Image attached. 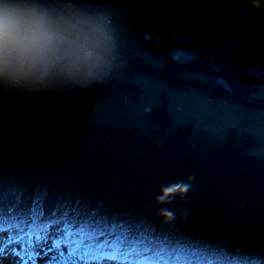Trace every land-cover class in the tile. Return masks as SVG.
<instances>
[{
    "label": "trees",
    "instance_id": "obj_1",
    "mask_svg": "<svg viewBox=\"0 0 264 264\" xmlns=\"http://www.w3.org/2000/svg\"><path fill=\"white\" fill-rule=\"evenodd\" d=\"M130 4L167 19L156 30L142 26L138 18L116 16L121 41L133 47H156L164 53L174 48L202 51L207 42L220 40L228 15L232 28L221 37L233 42L264 38V0H131ZM145 31L159 32L160 45L144 40ZM237 49L229 51V76L246 87L259 85L262 81L242 68V60L253 55ZM167 81L201 84L180 73ZM210 86L211 92L222 93ZM113 87L105 80L60 94L0 99V236L5 245L25 241L34 262L45 245L50 247L45 264H105L119 257L110 245L88 256L77 252L75 242L82 233H113L135 221L154 229L158 237H169V242L155 250L130 245L119 257L122 264L150 259L167 264L177 257L184 264H264V159L249 154L261 141L233 127L222 137L209 136L194 120L176 122L166 104L158 103L152 113H145V129L107 127L116 137L108 144L100 139L91 148L87 141L97 133L92 110ZM181 182L189 185L183 197L175 195L164 205L154 202L161 186ZM42 195L55 200L54 210L33 220L34 204ZM160 207L173 210L176 218L165 223L156 214ZM137 231L140 228L129 233V240ZM100 239L104 243V237Z\"/></svg>",
    "mask_w": 264,
    "mask_h": 264
},
{
    "label": "clouds",
    "instance_id": "obj_2",
    "mask_svg": "<svg viewBox=\"0 0 264 264\" xmlns=\"http://www.w3.org/2000/svg\"><path fill=\"white\" fill-rule=\"evenodd\" d=\"M120 46L117 17L98 0H0V99L102 83L117 70ZM188 189L187 183L161 186L154 202L171 203ZM156 214L165 223L176 218L165 207Z\"/></svg>",
    "mask_w": 264,
    "mask_h": 264
},
{
    "label": "rangeland",
    "instance_id": "obj_3",
    "mask_svg": "<svg viewBox=\"0 0 264 264\" xmlns=\"http://www.w3.org/2000/svg\"><path fill=\"white\" fill-rule=\"evenodd\" d=\"M98 2L109 7L114 12V14L118 17L129 15L130 20L132 21L138 18L142 26H146V27L149 26L150 29L158 30L160 28H163L167 22V19L163 15L161 16L155 13L140 12L139 10H136V8L133 9L132 8L133 6L130 3H128L127 0H98ZM230 28H232V16L228 15L226 16L225 21H224L223 32L228 31ZM223 32L220 34V40L216 38L213 41V43L212 41L207 42V43L205 42L207 45H205L204 50L202 51L195 50V49H191V50L201 53L204 57L209 56V54L212 55V53H215L217 49H219V52H220L221 47L224 51H227V52L231 51L230 49L225 48L222 44L223 41H230L229 39H225L221 37L223 35ZM144 33H146V31ZM151 34L154 37L158 35L160 39L155 40L154 37L153 39H150V40H147L144 37L143 39L146 41L153 40L154 42H156V45L157 44L160 45L161 34L159 32L151 33ZM241 39H245V38H241ZM247 39L250 44L258 43L259 45L260 43V39L257 36H251ZM121 45H122L120 46L121 49L125 50L131 55L134 54L140 57L148 65L154 66L157 68L165 67L166 63L169 64L168 68L173 67V66L185 65L188 63L200 64L199 61L194 60L192 58L185 59V60L183 59L174 60V58L172 57L173 53H175L178 49H183V48H174L170 50V52L164 53L163 51L159 50L156 47H147V48H151L150 51H148L142 48L141 50H137L133 46L124 44L123 41H121ZM239 47L240 46H238V49ZM240 48L249 50V48L246 46L240 47ZM158 52L160 54H158ZM254 52L256 51H249V53L252 54L253 56H250V57L248 56L244 60H242L243 62L242 68L245 69L246 63H249V62H252V63L264 62V56L259 58L256 56V54L258 55L260 52L259 51H257V53H254ZM226 57L227 58L221 57L226 63V66L221 67L218 73H224V74L230 75V73L232 72V68H231L232 64L229 61V55ZM120 60L121 59L118 58L117 63L120 62ZM224 62L222 61V64H224ZM121 64L125 65V70L129 71L130 73L120 72L118 76L116 77V79L113 80V84H116V85H113L114 86L113 88H115L114 91L111 92V94L108 96L99 97L96 100V103L92 110L91 121H92L93 126L97 127V133L94 136V138H91L87 141L88 146L91 148H95L96 145L99 143L100 139H102V141L108 144L109 141L111 142L112 139L116 137L113 131L106 129L107 127L118 128L119 126L131 125V126H137V127H141L145 129L147 127V121H146L147 115L145 114V107L147 104H149V102L165 103L169 112L171 114L173 112V117L174 119H176L174 116V112L176 111L175 109L176 103L183 105L181 113L183 112L187 113L191 111L189 102L187 103L186 101L187 97L195 103L194 105L195 111L209 110V108L213 104H218L216 97L219 95H223L224 93H225L224 95L225 99H227L229 96L231 97L229 93L221 89L215 82L214 83L210 82L208 78H206L201 73L195 70H187V71H182L179 73L185 77H191L201 82H204L203 90L201 91L198 89L190 88V87L183 88V87L173 86L168 83H164L163 81L159 80L160 77L151 76V75L142 73L136 70L135 68L131 67L129 64L125 63L124 61ZM131 71L134 72L133 75H131ZM212 71L217 72V69L213 68ZM110 78L111 77L107 78L106 80H109ZM233 78L236 84L239 85V83L237 82L238 79L235 76H233ZM131 80H136V82H138L140 86L138 95L133 93L132 87L129 84ZM210 84H213L218 89H221L222 93L212 92V94L216 95V97H213V95L210 94L211 90H209L211 89ZM118 85H119V90L117 91ZM241 89L247 94L252 93V95H260L264 97V94H261L259 90L253 91L252 89L248 87H244V86L243 87L241 86ZM167 95L169 96L167 97ZM126 100L133 104H128ZM260 100H264V99H260ZM236 102L241 103L238 100ZM222 105H226V104H222ZM242 105L243 107L235 108V109H238V113L245 112L247 110L249 111L254 110L255 112H261L262 114H264V109L256 110L244 103H242ZM219 106L222 107L221 105ZM228 106L233 108L231 105H228ZM222 108H224L226 111L229 109L228 107H222ZM177 122L179 121L177 120ZM254 148L256 149L257 155H260L261 152H264V142H262L261 145H258ZM39 202L41 203L39 207L42 208L43 212L36 214L35 212L36 206L37 204H39ZM55 203H56L55 200L49 197L44 198L43 195L40 196L38 199V203L34 205L33 207V210L31 213L32 219L38 220L41 217V215L45 213H51L54 210ZM2 242H3V238L2 236H0V264H18V260H23L25 264H45L50 259V247L49 246H45V245L41 246V249L38 251L36 255L37 261L34 262L33 261L34 259H31V256L29 254V247L27 246L25 241H21L19 243H16L15 245L11 243L9 246L5 245L6 241H4L3 243ZM2 247H4V249ZM119 257L121 256L119 255ZM119 257H117L114 261H108L105 264H122L121 263L122 259Z\"/></svg>",
    "mask_w": 264,
    "mask_h": 264
},
{
    "label": "snow or ice",
    "instance_id": "obj_4",
    "mask_svg": "<svg viewBox=\"0 0 264 264\" xmlns=\"http://www.w3.org/2000/svg\"><path fill=\"white\" fill-rule=\"evenodd\" d=\"M128 3H131V0H127ZM145 39H151L149 33H145ZM223 46L228 49H232L234 47H248L249 51H259L264 54V38H260L259 45H252L249 43L248 39H241L238 42L232 41H223ZM245 70H247L250 74L254 75L257 79L262 81L261 84H253L252 90H259L261 94H264V62L261 63H246ZM220 83L225 84L226 82L221 81ZM230 90V89H229ZM145 111H151V107L147 106ZM250 155L254 158L257 156V152L255 148L250 149ZM259 158L264 159V152L260 153ZM182 183V182H181ZM140 228V231L136 232V235L133 239L129 240V233L135 231L136 228ZM100 237H104V243H101ZM191 239V238H188ZM169 242V237L167 236H157L155 234L154 229L150 227L145 229L141 222L133 221L127 228H118L114 230L113 233H93L87 234L82 233L81 239L76 241L77 244V252H81L88 256L101 253L107 248L109 245L111 246L112 252L119 256L123 254L125 248L131 247L140 249V250H155L158 245L166 244ZM238 251V250H237ZM130 254H135L130 252ZM18 264H25L23 260H18ZM142 264H164L163 261H155L149 260L146 262H142ZM167 264H184L181 258L177 257L175 259H169ZM230 264V262H228ZM244 264H261L260 261H245Z\"/></svg>",
    "mask_w": 264,
    "mask_h": 264
},
{
    "label": "crops",
    "instance_id": "obj_5",
    "mask_svg": "<svg viewBox=\"0 0 264 264\" xmlns=\"http://www.w3.org/2000/svg\"><path fill=\"white\" fill-rule=\"evenodd\" d=\"M117 70L110 76L109 79L110 83L113 84V80L116 79L120 72L130 73L129 71L125 70V65L118 62ZM134 72L131 71V75ZM129 84L133 86L140 87L136 80H131ZM119 90V85L117 87V91ZM169 95H167L168 97ZM252 97L257 99H264V97L260 95H252ZM187 103L189 102V106L191 108L190 112H183L182 108L183 105L177 109L175 106L176 111L174 112L175 121L179 122H187L189 120H194L196 126L206 131L209 136H218L222 137L226 133L229 128H237L239 133H249L256 138H258L262 142H264V114L261 112L253 111H245L239 112L238 109H233L228 105H221V104H213L209 110L202 111L197 110L195 111L194 105L195 103L187 97ZM177 104V103H176ZM228 107L229 109L226 111L224 108L220 107ZM220 107V108H219ZM168 110V109H167ZM169 111V110H168ZM170 113V112H169ZM173 116V112H172ZM247 129V131H245Z\"/></svg>",
    "mask_w": 264,
    "mask_h": 264
},
{
    "label": "water",
    "instance_id": "obj_6",
    "mask_svg": "<svg viewBox=\"0 0 264 264\" xmlns=\"http://www.w3.org/2000/svg\"><path fill=\"white\" fill-rule=\"evenodd\" d=\"M118 58H120L122 61H124L125 63L129 64L131 67L135 68L136 70L142 73H145L151 76H157L160 78L167 77L169 75L176 74L182 71H187V70L199 71L202 74H204L206 78L214 81L221 89L229 93L231 97H233L234 99L256 110L264 109V100L255 99L244 93L239 92L236 88L237 86L231 81L229 76H227L224 73L214 72L201 64L188 63L185 65L173 66L169 68L168 67L157 68V67L148 65L140 57L134 54L131 55L121 48H120ZM221 81L226 82L227 87L225 86V84L220 83Z\"/></svg>",
    "mask_w": 264,
    "mask_h": 264
},
{
    "label": "built area",
    "instance_id": "obj_7",
    "mask_svg": "<svg viewBox=\"0 0 264 264\" xmlns=\"http://www.w3.org/2000/svg\"><path fill=\"white\" fill-rule=\"evenodd\" d=\"M146 33H149L150 36H151V39H153L154 36H152V34L150 32H146ZM143 37H145V33L143 34ZM154 39L158 40L160 38L157 35V36L154 37ZM147 40H150V39H147ZM134 48H136L137 50H141V48H142V49L148 50V51H150V49H151V48H147V47L143 48V47H139V46L134 47ZM220 50L221 51L219 52V49H217V51L215 52L216 54L212 53V55L209 54V56L204 57L201 53L196 52L194 50H191L189 48H187V49H178L175 53H173L172 57L174 58V60L175 59H183V60H185V59H191L192 58L194 60L199 61V63L201 65H203V66L211 67L212 69L215 68V69H217V71H219L221 69V67H225L226 66V63L224 62V60L221 57L227 58L226 56H228V53H229L227 51H224L222 49V47H221ZM182 52L185 53V57H179L180 53H182ZM158 54H160V53L158 52ZM222 61L224 62V64H222ZM210 94H212V92ZM212 95H213V97H216V95H214V94H212ZM224 95H225V93L223 95L217 96L216 97L217 101L218 102L222 101L223 104L231 105L233 108L243 107L242 103L236 102L237 101L236 99H234V98H232L230 96L227 99H225Z\"/></svg>",
    "mask_w": 264,
    "mask_h": 264
},
{
    "label": "bare ground",
    "instance_id": "obj_8",
    "mask_svg": "<svg viewBox=\"0 0 264 264\" xmlns=\"http://www.w3.org/2000/svg\"><path fill=\"white\" fill-rule=\"evenodd\" d=\"M252 45H257L258 46V43L257 44H252ZM183 49H187V48H183ZM247 51H249L248 49H247ZM254 53H257V51L256 52H254ZM216 54V53H215ZM228 55H229V53H228ZM256 56L257 57H259V58H261L262 56H264V54H262L261 52L257 55L256 54ZM179 57H185V53H180V55H179ZM120 62L121 63H123V61L122 60H120ZM206 68H207V66H205ZM208 69H210V70H212V68H209L208 67ZM199 72V71H198ZM218 72V71H217ZM199 73H201V72H199ZM176 74H178V73H176ZM202 74V73H201ZM172 75H175V74H172ZM172 75H169V76H172ZM203 76H205L204 74H202ZM227 76H229V74H226ZM169 76H167V77H162V78H160L159 80L160 81H163L164 83H168L169 81H167V78L169 77ZM206 77V76H205ZM230 77V79H231V81L237 86L236 88H237V90L239 91V92H241V93H244V94H246V95H248V96H250V97H252V93L251 94H247V93H245L242 89H241V86L243 87L244 85L239 81V80H237V82L239 83V85H237L236 84V82L233 80L234 78H233V76H229ZM236 77V76H235ZM237 78V77H236ZM210 80V82H212V83H214V81H212L211 79H209ZM203 83L204 82H201V84L200 85H193V86H191V84L190 83H188V82H185L183 85H177V84H170V85H173V86H177V87H183V88H188V87H190V88H193V89H198V90H203ZM169 84V83H168ZM253 84H255V83H251L250 84V86L248 87V88H250V89H252V85ZM244 87H246V86H244ZM132 90H133V92L136 94V95H138V92H139V88L138 87H136V86H133L132 87ZM233 98V97H232ZM254 98V97H253ZM255 99H257V98H255ZM127 101V100H126ZM127 103L128 104H133V103H130V102H128L127 101ZM217 103H219V104H223V102L222 101H220V102H217ZM156 104H158V102H155V103H152V102H149V104H147L146 105V107L147 106H150L151 107V111H145V113H152L153 111H154V109H155V107H156ZM227 105V104H226ZM182 105L181 104H179V103H177L176 104V108L177 109H179L180 107H181ZM145 107V108H146ZM167 107V106H166ZM233 109H235V108H233ZM38 203V200L35 202V204L34 205H36ZM40 202H39V204H37V206H36V209H37V211H35L36 212V214H39V213H42L43 212V210H42V208L41 207H39L40 206ZM42 216V215H41Z\"/></svg>",
    "mask_w": 264,
    "mask_h": 264
}]
</instances>
